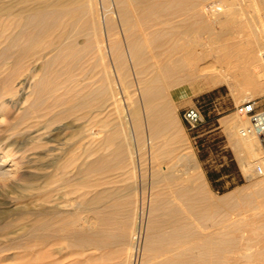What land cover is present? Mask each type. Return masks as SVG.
I'll use <instances>...</instances> for the list:
<instances>
[{"label": "bare ground", "instance_id": "obj_1", "mask_svg": "<svg viewBox=\"0 0 264 264\" xmlns=\"http://www.w3.org/2000/svg\"><path fill=\"white\" fill-rule=\"evenodd\" d=\"M228 5L235 7L236 12L228 11ZM243 6L251 7L255 15L237 18L238 8ZM250 21L259 23L258 40L247 34ZM194 30L211 35L216 49L201 53L188 50L183 41ZM3 42V93L23 100L25 105L19 106L21 119L31 121L24 124L20 134L27 135L32 151L47 147L46 161L35 167L47 172L27 174V179L35 182L25 187L29 192L35 190L28 198H41V203L34 211L17 207L19 219L34 216L29 226L21 223L12 231L8 230L11 224L4 225L6 232L0 233V263L12 262L20 255L22 259L12 263L58 264V222L65 212L60 209L62 189L71 187L80 170L100 175L97 181L79 178L83 185L94 181L93 186L98 187L108 170L118 171L126 164L127 171L135 173L141 159L136 153L134 156L129 142H139L145 135L152 155L148 192H140L135 198L134 194L114 195L109 189L97 193L91 190L95 195L89 203L120 201L112 202L115 207L106 210L103 207L107 204L95 209L98 224L88 228V235L83 226L78 227L82 232L77 231L80 244L87 242L94 251H102L112 244L124 243L126 263L134 264L139 225L145 218L147 234L143 247L147 264H264V177L249 195L237 196L235 202V192L220 198L212 196L194 154L187 145L180 144L171 130L167 100L169 90L197 79L208 86L223 82L230 87H249L235 94L239 102L264 94V80L260 78L264 74L261 0H0V45ZM9 50L13 60L3 64V56L7 57ZM25 72L28 74L19 78ZM111 110H115L119 128L130 123L135 135L122 134L118 128L103 130V135L94 131V127L109 125ZM70 117L75 121L96 119L94 123L74 125L72 118L69 120L73 123L66 122L64 127L74 128L85 140L84 158L81 156L79 164L72 154L67 156L70 146L59 147L61 143L54 136L60 133V127H52ZM227 123L243 171L253 175L260 155L258 139L241 136L240 130L248 121L240 116ZM6 143L0 140V180H13L20 173L21 162L10 151H4ZM35 154L27 159L29 163L40 156L39 152ZM105 181L110 183V179ZM116 203L119 207L125 205V220L116 222L123 211ZM68 219L62 229L66 235L74 236L76 231L67 229L73 222ZM92 249L88 255L93 254ZM112 256L113 253L104 252L97 261L103 264L104 257Z\"/></svg>", "mask_w": 264, "mask_h": 264}, {"label": "rangeland", "instance_id": "obj_2", "mask_svg": "<svg viewBox=\"0 0 264 264\" xmlns=\"http://www.w3.org/2000/svg\"><path fill=\"white\" fill-rule=\"evenodd\" d=\"M261 1L264 3V0H261ZM221 3L224 4V2H220V4ZM226 9L228 11H231L232 9H234L235 12L237 10L235 7L231 8L229 5L226 6ZM238 9H239L238 10L239 13L236 15L237 18L245 19V17L255 15V13L253 12V9L251 7L243 6L242 8L239 7ZM258 29H259V23H257L256 21H250L249 23H247V29L246 30H247V34L249 35V38L254 39L257 37L256 39L258 40ZM210 36L211 35H209L208 33H202L200 31L194 30V31H191L189 33V35L184 39L183 42L185 43V46L187 47L188 50H193L195 53H201V52H204L206 50L216 49L214 47V45L212 44L213 40ZM2 46H4V42L1 43L0 50L2 49ZM6 55H7V57L3 56L4 57L2 59V61L4 60L3 64L5 63V61L11 62V60H13L11 58V55H13L12 50H9ZM5 66L3 65V68ZM9 72H10V70H7V73H9ZM4 73H6V71L0 72V77H1L0 78V102H1L0 107L4 110V112H2V110H0V112H2L0 114V120H1L0 121V140L7 142L6 143L7 145L5 146L6 149H4V151L5 150L10 151L12 154H14V156H17V159L21 162L20 163L21 168H20V173L16 176V178L14 177L13 180L12 179L0 180V223H1L0 224V233L6 232V230L4 229L5 224H8V225L11 224L9 226L8 230L14 231L18 228L17 226H19L21 223H25L29 226L31 224V222H33V217H34L33 215H28L26 218L27 220H25V219L21 220V219H19V217L17 215L19 208L22 209V207H28L31 210H33V209H37L39 207V204L41 203L40 197H39L40 199H38V197H32V198L29 197L28 198V195L31 192H35V190L29 192L28 190L25 189V187L27 185L28 186L29 185H35V182L29 181L27 179L28 178L27 174L28 175H32V174H36V173L44 174L45 172H47L44 170L40 171V170L35 169V167H39L38 163L40 165L41 163H43V161L44 162L46 161L47 157H45V150L47 147L46 148H44V147L39 148L36 150L34 149L35 151H32L31 150L32 143H28L27 138H26L27 135L26 134H24V135L20 134V131L24 130L23 129L25 126L24 124L26 122L31 121V119H29V120L27 119V121H25L26 119H21V113H20L21 110L19 109V106L21 107V105H25L24 103L22 104L23 100L19 99L18 96L15 97V95H13V94H6V93L4 94L3 93V88L1 87L2 86L1 81L3 79L2 76ZM26 74H28V72H25V74L21 75L19 78H23ZM263 75L264 74L261 73L260 78L264 80ZM26 88H28V85ZM249 89L250 88L246 87V86H241V87L240 86H232V87H230L228 84L223 83V82L220 84H217L215 86H208L201 79H197V80L191 82L190 84H184V85H180V86L172 88L171 90H169L168 98H167V100L169 101V107H170V113H171L170 114L171 130L174 132V135H176V137L180 140V144L187 145V147H188L187 150H190L194 154L198 170L201 171L203 177L205 178L207 185H208V189L211 192V195L216 197V198H220L221 196L223 197L227 194L235 192L234 198H233L234 202H235V200H237L238 197L241 198L242 195H243V197L249 195L254 190L255 184L258 181H260V179L262 180V177L256 176L254 174V172H252L253 175H250L248 172L243 171L242 161L240 160L241 156H240V154H238V152H237V150L233 144V141L230 138V134L228 131L227 120L232 119L234 116L239 117V115L236 113V107L242 103V102H239V100L235 97V94L237 92L245 91V90H249ZM15 99H16V101H15ZM253 99L257 100L259 105H262V103L264 101V94L261 96L257 95ZM10 100H11V102H10ZM5 105H7V107H5ZM188 108H195L201 113L202 124L195 129H188L186 127L183 119H182L183 111L185 109H188ZM110 112H111V116L109 119L111 121L109 122V125L105 128L99 127V126L94 127L93 129L95 132H100V134L103 135L104 134V132H102L103 130H106V129L109 130L110 129V130L114 131L118 128L119 130L120 129L124 130V131L120 130L121 133L124 132V134H126V132H127L128 134L132 133V135H135L134 134L135 130L132 129L133 127L130 123L123 126V127H125L124 129L122 126H120L121 128H119V126L116 124L117 120H115L116 116H117L115 114V110H113V112L111 110ZM4 113H5V116H2V114H4ZM2 117H5V118L2 119ZM72 118L73 117L68 118V121L66 119H64L61 122L54 123L52 125V127H54V126L56 128L60 127V130L62 132L59 130V132H60V133H58L59 136H58V134L54 136L55 139L61 143V145L59 147H61V148L64 147L63 149H66V148H69V146H70V150H69V153L67 156L71 157V154H72L73 158L76 159L77 164H79L82 161L81 156H82V159L84 158V152H83L84 150L83 149L85 148V140L80 139L81 138L80 134L78 132H76L74 130V128H64L67 125L66 122L70 123L72 121ZM113 118H114V120H112ZM240 118L242 120H245V121L247 120L245 117H240ZM73 121H74V125H79V124L84 125V124L90 123V121L94 123V122H96V119L92 120V118H91V120H90L89 118L88 119L83 118V119L75 121L73 118ZM71 123H73V122H71ZM9 126H11V127H9ZM89 126H91V125H89ZM144 136L139 142L138 141L136 142L135 140H131V139L129 142V143H131L129 146H131L130 148H131V151L133 152L134 156H136L138 154L139 158L141 159L140 163L142 166L137 163L135 173L131 174V172H128L127 171L128 166L126 164H124V167H126V168L123 167V168L119 169L118 171L113 170L114 172H112V170H108L107 172H105L102 175L101 179H102L103 183H101L98 187V185L93 186L92 182L97 181V178H98V180H100V175L96 174L95 176H93L94 174H86L85 172H82V170H80L79 176H78V174L76 175V177H78L77 178L78 180L75 178L74 181L70 183L71 187H66V188L62 189V192L59 195H61V197H62L61 198L62 205L61 204L60 205L63 207H61L60 209L65 210V212L63 214H61V216H59L60 220L58 222L59 229H60L59 230V238H58L57 245H56V248L58 249V252H57L58 255L56 254V258L58 259V264H76L77 262L79 264H86V263L87 264H95L96 262H97L96 264H101V263H98L97 260L100 258V255L103 254L104 252H108L109 254L113 253V256L111 259H107L106 257H104L106 259V261H105V259L104 260L102 259L101 262H103V264H113V263L114 264H117V263L118 264H127L126 263L127 258L125 256V255H127V248H126L127 245L126 244L122 243L119 246L112 244V245L108 246L106 249H103L102 251L101 250L94 251L90 247V245L87 244V242H85L87 245L85 243H83V244L81 243L82 245L80 244V242H79L80 234H77V231L79 233H82L78 227L83 226L82 227L83 231L86 232L85 234L88 235L87 230L91 229L92 227H97L98 220L96 218H98V216L95 217V215H97L96 210L98 209V207H100L99 210L103 209V208H104L103 210H106V209H109V208L114 206L112 202H114V204H115L116 201L118 203L120 201L119 199L118 200L116 199L115 201L114 200H112V201L106 200L103 205L100 203H89V199H91L90 197L95 195V194H93V192L97 193L98 191H102V190L108 191V189H109V191H112V193L114 192L113 193L114 195L125 196L127 194H130V195L134 194L133 197L135 196V198H137V196L139 195L140 192H145V193L148 192V190H149L148 171L150 170V167L152 165V161H150L151 160L150 157H152V155H151V150L146 146V142H145L146 137H144ZM132 137H134V136H132ZM120 139H123V136ZM135 144H136V146H135ZM63 145H65V146H63ZM134 146L137 148H135ZM18 151H19V153H18ZM163 151H165V150H163ZM38 152L40 155L38 157V159L39 158L40 159L38 160V159L33 158L34 159L33 160L31 158L32 162L29 163L27 159L30 157H34V155H36L35 153H38ZM135 153H136V155H135ZM238 155H239V157H238ZM21 157H23V158H21ZM160 157H162V156H160ZM19 158H21V159H19ZM152 160H153V158H152ZM125 163H126V161H125ZM122 169H124V170H122ZM191 171L192 170H189V172H191ZM21 172H24V173H21ZM127 172H128V174H127ZM108 173H111V174H108ZM83 176H85V178L89 179V181L91 179L94 181H91L88 183L85 182L86 184L84 183V185H83L82 181H81ZM116 176H118V178ZM80 177H81V179L79 181ZM109 179H110V183H107V181H105V180H109ZM134 181H135V184L133 183ZM78 182H80V183L78 184ZM37 183H40V181H37L36 184ZM59 183H60V181H57V183H55V184L58 185ZM72 184H74L75 186L74 185L72 186ZM87 184H90L93 187H89L90 185L87 186ZM81 186H82V188H81ZM83 186H84V188H83ZM94 188L96 191L94 190ZM128 188H130V189H128ZM132 188H134V189H132ZM66 189L67 190L69 189V190L67 191ZM91 190L93 192H91ZM131 191H133V192H131ZM21 192H23V193H21ZM81 194H83L84 196ZM34 198H35V200H34ZM37 199H38V201H36ZM68 200H70V201H68ZM33 201H35V202H33ZM65 203H67V204H65ZM118 203H116V205ZM69 204H71V206ZM106 204L108 206L110 204V206L108 207ZM31 205H33L34 207ZM104 205H106L107 207H103ZM17 207H19V208H17ZM101 207H103V208H101ZM117 207H119V204ZM121 207H123L121 209L123 211H122L121 215L120 214L117 215L118 220L115 219L116 222H119L120 220L126 219L125 213L127 214V211L124 212L125 205L124 204L120 205L119 208H121ZM224 207H226V205H224ZM119 208H118V210H120ZM71 213L73 214V216L71 215ZM67 218H69V219L71 218V220L68 219L69 222L73 221V222H71V224L74 223L73 224L74 226H72L71 224L67 225V229L71 228L73 232L76 231L75 233H73L74 236L70 235V233L69 234L67 233L70 236L66 235V232L62 229L64 222H68ZM28 221L30 223H28ZM94 223H95V225H94ZM140 223H141V225H139L140 230L138 233L139 234L138 235L139 240H137L138 243H137L135 253H134V256H136V257L133 260V263L134 264H142V263L147 264L148 261H147V258H145V252H144V247H143L144 246L143 243H145V236L147 234L146 231L144 232V230H146L145 229V225H146L145 218L144 219L142 218ZM215 225L216 224L213 225L214 228H215ZM216 227H217V225H216ZM73 228H74V230H73ZM77 244H79V245L76 246ZM112 248L113 249L115 248V249L113 250ZM90 249H92V251H91V252H93L92 255L87 254L90 252ZM115 253H117V254H115ZM116 255H117V257H116ZM85 257H87V258H85ZM91 257H92V259H91ZM114 257H115V259H114ZM19 258H20V260L22 259V257H20V255H19V256L15 257L13 259V261L17 262V261H19ZM85 259H87L86 261H88V262H86ZM93 259H94V261H93ZM112 259L114 262L110 261ZM6 261H7V263L10 261V263H8V264H15V263H12L13 261L11 262V260H4L0 264H7Z\"/></svg>", "mask_w": 264, "mask_h": 264}, {"label": "built area", "instance_id": "obj_3", "mask_svg": "<svg viewBox=\"0 0 264 264\" xmlns=\"http://www.w3.org/2000/svg\"><path fill=\"white\" fill-rule=\"evenodd\" d=\"M236 113L248 121L240 130L241 136H255L258 139L260 155L254 164L253 172L258 177H264V101L262 105L255 99L243 101L236 107ZM182 119L188 129H195L202 124L201 113L195 108L185 109Z\"/></svg>", "mask_w": 264, "mask_h": 264}, {"label": "water", "instance_id": "obj_4", "mask_svg": "<svg viewBox=\"0 0 264 264\" xmlns=\"http://www.w3.org/2000/svg\"><path fill=\"white\" fill-rule=\"evenodd\" d=\"M263 59H264V56H263Z\"/></svg>", "mask_w": 264, "mask_h": 264}]
</instances>
